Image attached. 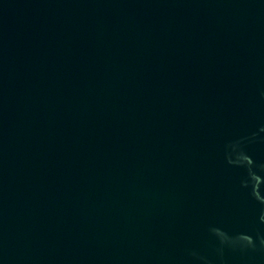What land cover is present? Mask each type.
<instances>
[{
	"label": "water",
	"instance_id": "1",
	"mask_svg": "<svg viewBox=\"0 0 264 264\" xmlns=\"http://www.w3.org/2000/svg\"><path fill=\"white\" fill-rule=\"evenodd\" d=\"M0 264H264V0H0Z\"/></svg>",
	"mask_w": 264,
	"mask_h": 264
}]
</instances>
